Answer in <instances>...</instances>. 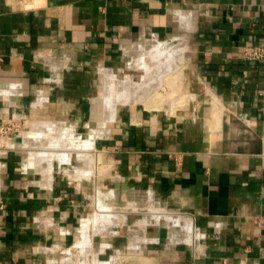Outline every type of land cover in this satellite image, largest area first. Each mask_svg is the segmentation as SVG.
Wrapping results in <instances>:
<instances>
[{
  "label": "crops",
  "instance_id": "1",
  "mask_svg": "<svg viewBox=\"0 0 264 264\" xmlns=\"http://www.w3.org/2000/svg\"><path fill=\"white\" fill-rule=\"evenodd\" d=\"M250 46L264 0H0V122L78 138L49 160L29 153L46 136L0 139V264H264ZM170 78L177 100L145 106ZM112 92L149 96L117 103L107 129Z\"/></svg>",
  "mask_w": 264,
  "mask_h": 264
},
{
  "label": "bare ground",
  "instance_id": "2",
  "mask_svg": "<svg viewBox=\"0 0 264 264\" xmlns=\"http://www.w3.org/2000/svg\"><path fill=\"white\" fill-rule=\"evenodd\" d=\"M163 45H162V48L160 47V51H158V55L160 54V53H163ZM163 84V83H162ZM160 85V84H159ZM157 89V88H156ZM111 95V94H110ZM122 96L123 95H121V97H117L118 98V100L117 99H115V100H117L116 102H118V103H123L124 104V100L122 99ZM149 96V94L148 95H146V96H143V97H141V98H136V99H134L133 100V102L132 103H139V102H143L144 100H145V98L146 97H148ZM110 97V96H109ZM115 97V96H114ZM112 98H113V96H112ZM112 98L110 97V99H108V98H106L105 100H103L104 102H102V104L103 103H105V106H107V104L108 103H110V102H112L113 100H112ZM123 98H124V96H123ZM131 98V97H130ZM123 100V101H122ZM127 100V99H126ZM121 103V104H122ZM116 105H117V103L109 110V112H108V116L106 117V120H102L103 122H105L104 123V126H106L107 124H111V123H113L114 122V114H115V108H117L116 107ZM102 110V109H101ZM118 110V109H117ZM105 115V114H104ZM104 117V116H103ZM102 117V118H103ZM105 119V118H104ZM119 121V120H118ZM63 122V121H62ZM103 122H102V124H103ZM50 123H52V122H50ZM50 123H42V126H43V124L46 126L44 129H45V131L46 132H42V130L40 131V130H36V126L38 125L37 124V122H36V125H35V123L33 122V124H32V130H31V132H29V133H27L26 134V136H25V141L23 142L25 145H27V146H29V145H33V142L34 141H36V142H38L39 140H41L40 139V137L41 136H43V137H45L46 136V138H47V143H48V145H46L47 146V148H49V149H45V151H43V153H41V151L38 153L37 151H31V152H29L30 153V155H31V158H32V156L34 157V158H37V157H41V158H47L48 160L49 159H52V157L53 156H55V154L56 153H52V151L53 150H56L57 152L59 151L60 152V150H58V148H59V146H60V144H62L63 142H65V141H69V142H73V143H76L77 144V139L78 138H75L74 137V135H73V133H71V132H69V131H64V132H59V133H56L57 132V129H56V127L54 126V125H52V124H50ZM115 123V122H114ZM117 123V122H116ZM39 124H41V123H39ZM40 127H41V125H39ZM96 126V125H95ZM39 127V128H40ZM101 127V126H100ZM99 127V128H100ZM107 127V126H106ZM38 128V127H37ZM102 128V127H101ZM103 128H105V127H103ZM109 127H107V129H108ZM99 130V129H98ZM103 130H105V129H103ZM96 132H97V130H96ZM42 133H44V134H42ZM88 133V132H87ZM103 132H97V134H96V136H100L101 134H102ZM94 134H95V132H94ZM88 142V141H87ZM86 142V143H87ZM90 142V141H89ZM91 142H93V141H91ZM92 144V143H91ZM90 144V145H91ZM78 145H80V142H79V144ZM83 146H84V144H82ZM74 146H77V145H74ZM85 146H87V145H85ZM92 146V145H91ZM78 147V146H77ZM89 147V146H88ZM78 148H80V146L78 147ZM85 148V147H84ZM60 149V148H59ZM86 149H88V148H86ZM39 151V150H38ZM77 151H79V150H77ZM54 152V151H53ZM59 152H58V154H59ZM65 153V152H64ZM64 153H63V156H64ZM83 153V152H82ZM62 154V152L60 153V155ZM79 154V153H78ZM57 155V154H56ZM59 155V156H60ZM58 156V155H57ZM66 157H67V155H65ZM56 157V156H55ZM40 159V158H39ZM60 159V158H59ZM93 159V158H92ZM41 160V159H40ZM94 160V159H93ZM43 161V160H42ZM30 162H31V160H30ZM29 162V163H30ZM32 162H33V160H32ZM36 162V161H35ZM34 162V163H35ZM69 162V161H68ZM94 162V161H93ZM50 163V162H49ZM50 165V164H49ZM93 165V164H92ZM91 165V166H92ZM31 167V166H30ZM95 167H93V169H94ZM34 169V168H33ZM49 169V168H48ZM48 169H47V171H48ZM50 170V169H49ZM84 170V169H83ZM82 171V170H81ZM80 175V174H79ZM107 214V213H106ZM109 216H110V214H108ZM103 217H105V216H103ZM109 218V217H108Z\"/></svg>",
  "mask_w": 264,
  "mask_h": 264
},
{
  "label": "rangeland",
  "instance_id": "3",
  "mask_svg": "<svg viewBox=\"0 0 264 264\" xmlns=\"http://www.w3.org/2000/svg\"><path fill=\"white\" fill-rule=\"evenodd\" d=\"M154 50L158 51L159 50V45H157V47ZM172 80H173V78H170L166 83H163V85H161L160 89H157L155 92L153 90V94L151 93V97L148 99L147 102L144 103V105L147 106V107H151V108L152 107L159 108L161 105H162L161 107H164L165 105H169V102L176 101L177 100L176 96L178 97V94H177L178 89L173 86V83H171ZM143 85L144 84L141 83V85H139V87H142ZM175 92H176V94H174ZM112 96H113V98H112ZM110 97L113 99V101L107 104V108L109 110L116 103H118V102L114 101V99L116 97H114L113 92L111 93ZM129 97H126V99H128ZM126 99L124 100L125 101L124 104H129V103L133 102V101H131V102L130 101H126ZM4 125H5V128H4L5 132H0V139H6V140L9 139V140L13 141L14 138H17L18 136H21L24 133H25L24 134V138H25L26 134L31 132V130H32V125H31V129H30L29 124L27 123V121L25 122V120L24 121L23 120L19 121V120H16V119H10L8 121L0 122V127H2ZM34 144H36V141L33 142V145ZM117 206H120V207L125 206V203L124 204L119 203V204H117ZM149 209L150 210H155L153 208V206H150Z\"/></svg>",
  "mask_w": 264,
  "mask_h": 264
},
{
  "label": "built area",
  "instance_id": "4",
  "mask_svg": "<svg viewBox=\"0 0 264 264\" xmlns=\"http://www.w3.org/2000/svg\"><path fill=\"white\" fill-rule=\"evenodd\" d=\"M243 57L250 61H262L264 59V46H250L243 50ZM5 125L0 127V132H5ZM8 129V128H7Z\"/></svg>",
  "mask_w": 264,
  "mask_h": 264
}]
</instances>
